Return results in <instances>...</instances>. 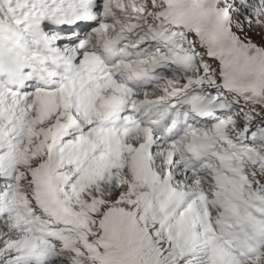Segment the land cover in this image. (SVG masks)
I'll return each mask as SVG.
<instances>
[{"label":"snow or ice","instance_id":"1","mask_svg":"<svg viewBox=\"0 0 264 264\" xmlns=\"http://www.w3.org/2000/svg\"><path fill=\"white\" fill-rule=\"evenodd\" d=\"M0 16L35 48L0 86V264H264V0Z\"/></svg>","mask_w":264,"mask_h":264},{"label":"clouds","instance_id":"2","mask_svg":"<svg viewBox=\"0 0 264 264\" xmlns=\"http://www.w3.org/2000/svg\"><path fill=\"white\" fill-rule=\"evenodd\" d=\"M34 35L13 18L0 17V86H22L33 65Z\"/></svg>","mask_w":264,"mask_h":264},{"label":"rangeland","instance_id":"3","mask_svg":"<svg viewBox=\"0 0 264 264\" xmlns=\"http://www.w3.org/2000/svg\"><path fill=\"white\" fill-rule=\"evenodd\" d=\"M2 17V16H0ZM51 23V22H50ZM49 24L48 21L42 22L41 27L46 30V25ZM252 38L256 40L258 43L261 42L260 37L257 36L255 33H252ZM26 71H30L29 69H26Z\"/></svg>","mask_w":264,"mask_h":264}]
</instances>
